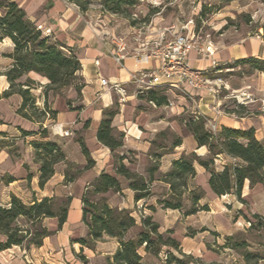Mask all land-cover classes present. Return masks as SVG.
Wrapping results in <instances>:
<instances>
[{"label":"crops","instance_id":"obj_1","mask_svg":"<svg viewBox=\"0 0 264 264\" xmlns=\"http://www.w3.org/2000/svg\"><path fill=\"white\" fill-rule=\"evenodd\" d=\"M16 3L27 15L30 21L36 23L42 30L51 31V39L69 50L80 61L83 88L80 94L71 87L67 91V98L57 96L51 102L52 111L56 116L52 124L63 125L72 131L73 136L57 143L65 161L55 166L53 177L43 186H39L41 176L40 163L36 160V152L32 146L34 141H42L39 134L24 136L23 133L38 132L45 123L29 121L19 115L22 105L19 95H12L0 101V207L10 205L13 197L32 204L35 200L45 198H65L68 202L67 221L60 227L57 218H47L43 225L53 235L43 240L40 247H13L6 251L12 253L15 249L22 252V258L8 264H109L119 250L116 239L104 236L95 243L93 248L83 247L79 241L85 239L88 228L82 222L83 197L90 186L100 175L107 174L119 180L121 191L104 194L108 196L110 208L128 210L141 229V213L150 218L158 226V234L163 236V244L158 255L146 252L144 246L138 253L144 264H168L165 256L174 257L182 264H251L243 261V257L227 246V239L245 232L251 217H264V187L260 184L251 188L249 181L243 187L242 200L234 193L218 197L210 189L209 174L204 168L196 165V177L189 179L184 194L182 210L165 209L162 202L171 194L170 184L164 179L174 161L183 155L197 150L194 137L183 130H176L181 144L172 150L166 146H156L159 133L169 126L173 130L174 122H166L162 118L155 119L151 114L137 112L142 102L140 99H129L125 103L120 97L101 86V79L111 83H126L129 91L131 75L140 69L154 70L160 67V61L151 60L148 64H137L132 55L137 52L140 44L134 41L133 27L124 21L116 29L95 25L89 21L78 9L69 5L65 0H9ZM153 22L144 34L143 40L152 41L158 37V28ZM119 37H126L125 59L118 63L120 47ZM13 43L9 39L0 42V73H4L13 64L8 55L13 52ZM258 59L264 61V38L260 36L233 37L224 39L217 44L216 61L220 68L244 59ZM99 65H96V62ZM188 64L199 70H211L208 60H201L196 53H191ZM240 70L249 67L239 66ZM226 89L220 98L213 97L204 91L194 90L185 85L179 88H161L173 93L177 99L173 103L174 116L184 113L190 114V119L201 117L217 126V132L223 127L247 131L253 129L257 140L264 143V74L259 71L251 73H237L225 79ZM9 83L5 76L0 77V94L7 91ZM193 97V100L188 95ZM234 93H246L251 101L236 109L235 100L229 98ZM57 103L61 104L58 107ZM152 105L150 102H148ZM178 105V106H177ZM153 108L159 109L160 107ZM164 107V106H162ZM116 108L118 114L114 117L112 127L114 132L124 135L122 147L115 153L97 140V132L103 119V111ZM221 112L218 114L217 111ZM208 126V124H207ZM187 130V126H185ZM208 128V127H207ZM188 131V130H187ZM79 136L77 139L74 138ZM78 139H83L90 160L83 155ZM50 140V138H48ZM52 141V140H50ZM204 152V151H201ZM161 154V158H155ZM115 155L124 156V165L131 171L143 176L146 181L152 178L151 192L148 198L137 201L135 192L129 188V182L116 173ZM91 161V166L86 169ZM157 163L158 170L152 175L148 173L150 167ZM68 165L75 166L79 174L73 181H67ZM197 189L205 195L199 202V207H207L206 211L199 210L189 214L192 207L190 193ZM143 206L142 208H140ZM243 224V225H242ZM242 225V226H241ZM242 227L244 231H242ZM170 240L177 242L176 250ZM260 254L259 263L264 261V244H253ZM29 256L32 259L28 260ZM26 257H23L25 256ZM81 257L86 262L81 260ZM0 264H5L0 261ZM175 264V263H172Z\"/></svg>","mask_w":264,"mask_h":264},{"label":"trees","instance_id":"obj_2","mask_svg":"<svg viewBox=\"0 0 264 264\" xmlns=\"http://www.w3.org/2000/svg\"><path fill=\"white\" fill-rule=\"evenodd\" d=\"M70 3H81L84 0H68ZM136 5L135 0H103L104 8L114 14H120L123 9ZM201 20V18H200ZM135 25V22L132 23ZM5 39L13 43V52L8 55L13 64L1 76H5L9 88L0 94V101L12 95H19L22 98V105L18 111L19 115L29 121L45 123L46 116L50 113L36 106V99L31 90L35 87L34 82L23 78L30 74H36L48 81L46 91H53L55 95L61 96L64 89L75 88L80 94L83 88V80L80 75L82 66L75 55L68 49L53 42L51 37L43 35L36 23L30 21L26 13L16 4L9 0H0V42ZM248 66V70L241 69V73L248 74L259 71L264 74V61L258 59H244L234 63L233 68ZM151 91L146 96L148 102L162 107L166 103V97H161L158 92ZM45 106H48L47 95L45 94ZM48 108V107H47ZM30 110V111H29ZM52 110L49 108V111ZM38 114V118L34 115ZM118 114L116 108L103 111V119L97 132V140L115 153L122 147L114 137L112 122ZM52 118L56 112H51ZM188 132L194 137L197 143V150L183 155L173 162L171 170L164 175V179L170 184L172 194L161 204L165 209L182 210L184 205V194L187 190L189 179L196 177L195 166L205 169L209 174L208 184L210 189L218 197L234 193L239 200H242L243 187L249 181L253 188L260 184L264 187V143L257 140L253 129L243 131L234 128L223 127L219 132L213 133L207 128V120L198 118L190 119L187 124ZM47 127H41L38 132L26 133L24 136L39 134L42 141L32 142L36 152V160L40 163L39 186L43 187L54 175L55 166L65 161L60 146L48 140L45 131ZM82 153L90 160L89 151L83 141L78 139ZM181 144L180 140L173 143V147ZM204 151V152H201ZM156 154L155 158H161ZM124 156L115 155V168L119 176L129 182V188L135 192L137 201L148 198L151 192V180L127 168L123 161ZM91 161L86 167L91 166ZM73 167L72 165H68ZM158 170L157 163L153 164L148 173L152 175ZM66 172L67 181H73ZM92 190V191H90ZM120 192L121 186L117 178L107 174L100 175L87 187L84 194L82 222L88 228L85 239L79 243L83 247L93 248L95 243L102 240L104 236L114 238L119 243V250L113 256L109 264H144L138 251L144 246L146 252L158 255L163 244V236L158 234V226L148 217L141 220V229L138 228L132 212L110 208L108 203H93L89 199L90 192L95 194H107L108 192ZM205 193L197 189L190 193L192 207L189 214H195L199 210L206 211L207 207L200 208L199 202ZM67 201L55 211V200L45 198L40 202L35 200L32 204H25L20 199L13 197L7 207H0V253L8 251L13 247L31 246L40 247L43 240L53 235L44 227L43 221L47 218H57L60 227L67 221ZM254 222L249 220L251 226L245 233H255L264 237V217L254 215ZM24 221V223L22 222ZM176 250L179 249L177 242L170 240ZM253 244L263 245L264 242H256L248 239L243 232L227 239V246L239 253L246 263L257 264L260 260L259 252L252 253ZM253 258H255L254 261ZM84 262L85 259L81 257ZM254 262V263H253ZM182 264L174 257H168V264Z\"/></svg>","mask_w":264,"mask_h":264},{"label":"rangeland","instance_id":"obj_3","mask_svg":"<svg viewBox=\"0 0 264 264\" xmlns=\"http://www.w3.org/2000/svg\"><path fill=\"white\" fill-rule=\"evenodd\" d=\"M135 2V6L123 9V12L120 14L107 11L103 6V0H84V2L72 4L78 8L80 13L87 14V16L84 15L85 18L89 21H93L95 25L98 24L99 26L113 29H116L118 25H122L124 21H127L132 27H136V29L142 27L146 28L149 23L153 21L157 26L162 25L163 27H170L173 25V27H175L174 31L181 34V32L183 33L181 30L182 27L193 19L194 25L192 26V31L195 33L199 44L212 42L216 48L219 41L224 39H229L230 41V39L235 36L238 38L249 36H260L264 38V0H135ZM133 22H135L134 26L132 25ZM123 27L124 25H122V28ZM233 65L234 63L226 67H233ZM240 72L241 70L239 68H234L233 71H224L219 77L225 80L230 75ZM216 77L217 75H209L210 79H216ZM27 78H30L35 85L31 93L36 99V106L41 111L45 109L50 113V116H46L44 120L45 122L50 120L45 129L47 136L52 141L62 140L63 138L51 134V126L54 124L50 123L52 120V110L49 111V108L52 109L51 102L57 95L51 90L46 91L45 87L48 84L46 79L36 74H30L28 77L23 78L22 81L25 82ZM69 89L70 88L64 89L60 92L61 96L67 98V91ZM45 94L47 95L48 108L45 106ZM158 95L166 97L164 107H160L159 109L153 108L145 97L140 99L142 102L140 106L137 107L136 111L143 112L144 114H151V117L155 119L162 118L166 122L175 121V123H173V130L170 126L165 128L164 131L159 133L155 143L156 146H166V148L172 150L173 143L179 138L176 130L180 128L183 130V135L188 134L185 126L186 121L191 115L184 113L181 116H174V107H166L170 101L176 106L177 99L174 97L173 93L162 91L158 92ZM57 104V106L60 107L61 104ZM38 114L40 113L32 115L38 118ZM78 137L79 136H77V138ZM114 137L118 142H123L124 135L122 133L114 132ZM74 138H76V136ZM67 169L70 170L69 175L71 178L79 174L75 166H68ZM89 199L97 204L102 202L108 203L109 200L108 196L104 194H95L93 192H90ZM65 203V198L55 200L54 210L57 211L58 207H61ZM22 222L24 223V221ZM252 222H254V220H252ZM242 231H244L243 227ZM243 235L252 241L264 242V237L257 236L255 233L249 232L247 234L243 232ZM251 248L252 250H250V252L256 253L257 250L255 247L251 246ZM26 249L29 250V248ZM22 252V250L19 252L17 249L12 253L6 251L2 252L0 253V261L2 263L5 262V264L17 262V258L21 260ZM29 255L30 254H28V256ZM23 257H26V255ZM31 259L32 256H29L28 260L30 261ZM254 260L255 258H253L252 261ZM257 264H264V261L262 263L258 262Z\"/></svg>","mask_w":264,"mask_h":264},{"label":"built area","instance_id":"obj_4","mask_svg":"<svg viewBox=\"0 0 264 264\" xmlns=\"http://www.w3.org/2000/svg\"><path fill=\"white\" fill-rule=\"evenodd\" d=\"M65 2L75 6L68 0H65ZM193 25L194 20L191 19L182 27L181 30L183 33L181 32V34L174 31L175 27L173 25L158 28V37L152 41L143 40L142 36L153 26V21L146 28L136 29V27H133L134 41L140 44L137 52L132 55L134 62L137 64H148L153 59L160 61V67L154 70L140 69L135 71L131 75L128 83L132 86L131 91L127 88L128 85L126 83H111L107 79H101L102 88L115 92L120 97L122 103H125L129 99L146 97L151 91L168 87L179 88L180 85H185L194 90L204 91L213 97L220 98L226 89V83L219 75L223 74L224 71H233L234 68L225 67L219 69V65L215 59L217 48L212 42L199 44L195 33L192 31ZM38 29L43 35L51 37L50 30H42L41 27H38ZM117 43L119 44L121 54L117 55L116 61L121 63L126 57L124 54L126 51V37H119ZM191 53H196L197 57L201 60L210 61L212 65L211 70H199L190 67L188 60ZM95 64L99 65V62L97 61ZM209 75H217V77L216 79H210ZM183 93L188 95L186 91H183ZM188 96L193 100L191 95ZM229 98L235 100L236 109H239L244 103L251 101L250 95L246 93H234ZM151 104L156 107L155 104ZM166 107H173V103L170 101ZM220 112V110L217 111L218 114ZM198 118L196 117V119ZM207 123L209 130L216 133L217 126L210 121H207ZM51 134L60 138H68L73 135L71 130L65 129L60 124L51 126ZM141 217H145V213H141ZM250 226L251 224L248 223L247 228ZM167 260L168 256H165V261Z\"/></svg>","mask_w":264,"mask_h":264}]
</instances>
